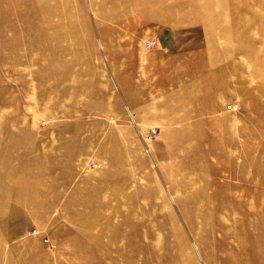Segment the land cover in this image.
I'll return each instance as SVG.
<instances>
[{
	"label": "rangeland",
	"instance_id": "obj_1",
	"mask_svg": "<svg viewBox=\"0 0 264 264\" xmlns=\"http://www.w3.org/2000/svg\"><path fill=\"white\" fill-rule=\"evenodd\" d=\"M0 264H264V0H0Z\"/></svg>",
	"mask_w": 264,
	"mask_h": 264
},
{
	"label": "bare ground",
	"instance_id": "obj_2",
	"mask_svg": "<svg viewBox=\"0 0 264 264\" xmlns=\"http://www.w3.org/2000/svg\"><path fill=\"white\" fill-rule=\"evenodd\" d=\"M222 129H217V132H220V134H222ZM262 133V132H261ZM259 144V143H258ZM224 162V161H223ZM219 167V166H218ZM254 256V255H253Z\"/></svg>",
	"mask_w": 264,
	"mask_h": 264
},
{
	"label": "built area",
	"instance_id": "obj_3",
	"mask_svg": "<svg viewBox=\"0 0 264 264\" xmlns=\"http://www.w3.org/2000/svg\"><path fill=\"white\" fill-rule=\"evenodd\" d=\"M150 45V43H148Z\"/></svg>",
	"mask_w": 264,
	"mask_h": 264
}]
</instances>
